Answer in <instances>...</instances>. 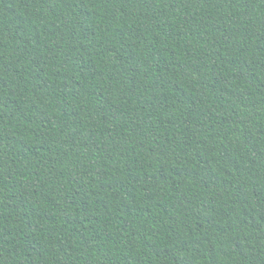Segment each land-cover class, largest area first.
<instances>
[{
	"label": "trees",
	"instance_id": "obj_1",
	"mask_svg": "<svg viewBox=\"0 0 264 264\" xmlns=\"http://www.w3.org/2000/svg\"><path fill=\"white\" fill-rule=\"evenodd\" d=\"M0 264H264V0H0Z\"/></svg>",
	"mask_w": 264,
	"mask_h": 264
}]
</instances>
